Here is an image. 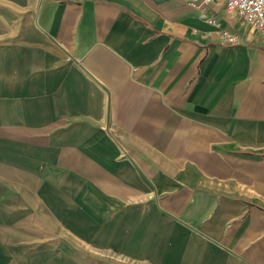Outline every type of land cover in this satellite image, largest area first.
<instances>
[{
  "label": "crops",
  "instance_id": "0c3cea01",
  "mask_svg": "<svg viewBox=\"0 0 264 264\" xmlns=\"http://www.w3.org/2000/svg\"><path fill=\"white\" fill-rule=\"evenodd\" d=\"M62 263L264 264V38L223 2L0 0V264Z\"/></svg>",
  "mask_w": 264,
  "mask_h": 264
},
{
  "label": "built area",
  "instance_id": "2783aa9c",
  "mask_svg": "<svg viewBox=\"0 0 264 264\" xmlns=\"http://www.w3.org/2000/svg\"><path fill=\"white\" fill-rule=\"evenodd\" d=\"M189 7L205 13V7L214 3L223 2L227 12L238 17L264 38V0H185ZM209 24L218 27L215 20H208ZM222 42L225 46H237L241 40L235 35L220 32Z\"/></svg>",
  "mask_w": 264,
  "mask_h": 264
},
{
  "label": "rangeland",
  "instance_id": "374dc122",
  "mask_svg": "<svg viewBox=\"0 0 264 264\" xmlns=\"http://www.w3.org/2000/svg\"><path fill=\"white\" fill-rule=\"evenodd\" d=\"M62 264H67V263H62Z\"/></svg>",
  "mask_w": 264,
  "mask_h": 264
}]
</instances>
